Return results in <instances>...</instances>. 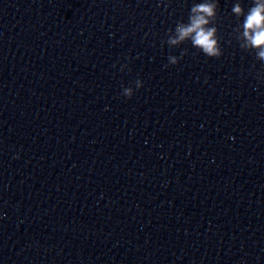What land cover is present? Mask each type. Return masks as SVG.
<instances>
[{"label": "water", "instance_id": "water-1", "mask_svg": "<svg viewBox=\"0 0 264 264\" xmlns=\"http://www.w3.org/2000/svg\"><path fill=\"white\" fill-rule=\"evenodd\" d=\"M201 2L0 0V264H264L252 0L218 57L168 43Z\"/></svg>", "mask_w": 264, "mask_h": 264}, {"label": "clouds", "instance_id": "clouds-1", "mask_svg": "<svg viewBox=\"0 0 264 264\" xmlns=\"http://www.w3.org/2000/svg\"><path fill=\"white\" fill-rule=\"evenodd\" d=\"M218 6V0H202L201 3L192 6L188 22L177 24L175 35L170 37L168 43L175 45L190 39L193 46L199 48L206 56H220L222 53L219 48L217 28L212 26ZM231 11L236 17H242L241 47L256 49L258 59L264 61V0H252L247 11L237 2L232 6ZM170 60L172 63L176 62L174 57ZM137 87H140L139 82ZM123 96L131 98L132 89L125 88Z\"/></svg>", "mask_w": 264, "mask_h": 264}]
</instances>
